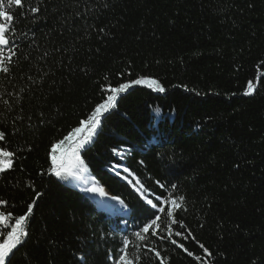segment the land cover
Returning <instances> with one entry per match:
<instances>
[{
    "label": "trees",
    "instance_id": "16d2710c",
    "mask_svg": "<svg viewBox=\"0 0 264 264\" xmlns=\"http://www.w3.org/2000/svg\"><path fill=\"white\" fill-rule=\"evenodd\" d=\"M11 11L19 62L0 74L11 104L0 103V146L15 155L0 172V211L35 201L11 264H114L125 248L135 264H160L156 251L166 264H264V0H24ZM139 78L165 91L130 87L80 150L93 182L128 209L112 214L50 171L51 146L107 86ZM119 174L154 202L184 195L175 218L186 229L169 238L161 214L139 240L150 206Z\"/></svg>",
    "mask_w": 264,
    "mask_h": 264
},
{
    "label": "snow or ice",
    "instance_id": "6c2138e0",
    "mask_svg": "<svg viewBox=\"0 0 264 264\" xmlns=\"http://www.w3.org/2000/svg\"><path fill=\"white\" fill-rule=\"evenodd\" d=\"M40 3H42V0H40ZM5 4H7L8 10H5ZM13 6L22 8L24 6V0H0V74H3L4 77H7L11 73L12 68L19 62V44L16 42L15 30L17 18L11 11ZM27 7L34 15L40 11L39 4L32 6L29 2ZM21 16H23V11H21ZM45 55H47V53H45ZM28 79L31 80L32 77H28ZM33 83H35V81H33ZM141 84H144L149 88H154V90L158 92L165 91L159 81L148 78H139L134 81L120 83L115 87L110 85L107 86L105 91L109 94H107L106 98L96 105L86 119L80 121L78 127H75L67 136L51 146L52 167L50 171L56 177L63 180L83 179L82 172L86 166L81 159L80 150L92 141L97 133V129L101 126V120L105 113H109L110 110L116 108L118 96L133 85ZM21 91H24V89H21ZM255 91L256 87L254 83L251 80L248 81L244 95H252ZM2 97L3 93H0V103H3L5 107L10 108L11 104L9 101L4 100ZM4 140L5 133L0 131V141ZM113 151L116 152L117 150L113 149ZM14 155L15 153L13 151L7 150L5 146H0V172L13 168ZM157 184H159L161 188L165 187V185L161 184L159 181H157ZM142 187L143 186L141 185V188ZM176 187L175 184L171 185L172 189H175ZM141 188H138L137 191L140 192L143 197L144 193L141 192ZM86 191L97 194L100 197L108 196L105 189L101 186H97L96 182H93L92 186L87 188ZM39 195L42 194L38 193L37 198ZM111 199L118 201L121 205L124 203L119 197H112ZM145 199L146 204L150 206L146 209L149 216L147 222L143 223L141 230L134 233L139 240H145V234H149L153 229H160L161 225L158 222L161 221V214H164L167 218L168 222L166 223V228L169 231V238L172 235L171 228L173 225H178L182 230L186 229L187 226L175 218V214L178 211L184 210L183 205L186 200L184 195L173 196V194L170 193L164 199L161 197H155V202L153 199ZM4 203L6 202L0 201V204ZM34 204L35 201L28 204L26 212L19 216H13L10 211H0V264H11V255L14 254V250H17L18 246L22 245L24 239L29 235L25 225L33 211ZM166 206L168 208L167 211ZM182 235V231L175 232V236L179 237ZM161 238L163 239L164 237ZM187 238L188 237L186 236L185 239ZM171 242L173 244L177 243L174 239L171 240ZM123 243L127 247L130 244V241L125 237ZM178 246L184 248L182 243ZM200 248L203 249L208 257H211L212 253L204 247L203 244L200 245ZM184 250L188 252L189 256L192 255V252H189L187 248H184ZM155 256L160 259V264H166L165 259L161 257L159 251L155 252ZM80 259L84 260V257L81 256ZM139 259V256L133 257L125 248L121 250V254L115 258L114 264H135V261ZM196 259L200 260L201 257L197 256Z\"/></svg>",
    "mask_w": 264,
    "mask_h": 264
},
{
    "label": "bare ground",
    "instance_id": "6f19581e",
    "mask_svg": "<svg viewBox=\"0 0 264 264\" xmlns=\"http://www.w3.org/2000/svg\"><path fill=\"white\" fill-rule=\"evenodd\" d=\"M74 183L76 186L77 185L80 186L90 196V198L96 202V204H98L102 209L109 211V213H114V211H113V210H115L114 207H120L121 206V204L118 201L111 199L112 197L110 196V194L106 190L105 191L108 193L107 197H100L97 194L87 192L86 189L91 187L92 184H91V182H89V180L86 179L85 176H83V179L74 180ZM77 188L80 190L79 187H77ZM123 205H125V204L123 203ZM125 207H126V205H125Z\"/></svg>",
    "mask_w": 264,
    "mask_h": 264
},
{
    "label": "rangeland",
    "instance_id": "374dc122",
    "mask_svg": "<svg viewBox=\"0 0 264 264\" xmlns=\"http://www.w3.org/2000/svg\"><path fill=\"white\" fill-rule=\"evenodd\" d=\"M97 131H98V129H97ZM97 134V133H96ZM96 136V135H95ZM95 136L93 137V139L95 138ZM93 139H92V141H93ZM91 141V142H92ZM91 142H89L88 144H90ZM88 144H86V145H88ZM85 145V146H86ZM51 161H52V159H51ZM82 173H84V174H82V176H85L86 178H87V180H89V182H91V184H93V182H92V179L90 178V176L88 175H85V174H88L89 173V171L86 169V167H85V169H84V171L82 172ZM125 181H127L133 188H135V190L137 191V189L138 188H141V185L140 184H138V182L135 180V178L134 177H132V178H130V177H128V176H124V175H122V174H119ZM58 178V177H57ZM59 180H62V181H64V182H67V183H70V179L69 180H63V179H60V178H58ZM74 180H76V179H74ZM97 186H100V185H97ZM77 187H79V188H81L80 186H78L77 185ZM138 192V191H137ZM141 192H143V188H141ZM139 194H140V192H138ZM141 195V194H140ZM144 198H147V199H149L147 196H146V194L143 196ZM96 203V202H95ZM98 207H100L98 204H96ZM101 208V207H100ZM114 209L115 210H113L114 212L116 211V212H118L121 208L120 207H114ZM107 211V210H106ZM109 212V211H108Z\"/></svg>",
    "mask_w": 264,
    "mask_h": 264
},
{
    "label": "water",
    "instance_id": "95a60500",
    "mask_svg": "<svg viewBox=\"0 0 264 264\" xmlns=\"http://www.w3.org/2000/svg\"><path fill=\"white\" fill-rule=\"evenodd\" d=\"M103 187V186H102ZM109 194H110V196L111 197H115V196H113L105 187H103ZM84 192V191H83ZM86 193V192H85ZM87 194V193H86ZM89 196V195H88ZM121 200V199H120ZM121 207H122V209H124V206L123 205H121Z\"/></svg>",
    "mask_w": 264,
    "mask_h": 264
},
{
    "label": "crops",
    "instance_id": "0c3cea01",
    "mask_svg": "<svg viewBox=\"0 0 264 264\" xmlns=\"http://www.w3.org/2000/svg\"><path fill=\"white\" fill-rule=\"evenodd\" d=\"M69 181H70V182L72 181V182L74 183V179H70ZM74 184H75V183H74Z\"/></svg>",
    "mask_w": 264,
    "mask_h": 264
}]
</instances>
